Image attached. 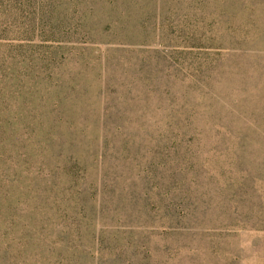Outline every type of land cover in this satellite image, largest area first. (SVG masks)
Wrapping results in <instances>:
<instances>
[{"label":"rangeland","instance_id":"rangeland-1","mask_svg":"<svg viewBox=\"0 0 264 264\" xmlns=\"http://www.w3.org/2000/svg\"><path fill=\"white\" fill-rule=\"evenodd\" d=\"M0 136L6 264H264V0H0Z\"/></svg>","mask_w":264,"mask_h":264},{"label":"trees","instance_id":"trees-1","mask_svg":"<svg viewBox=\"0 0 264 264\" xmlns=\"http://www.w3.org/2000/svg\"><path fill=\"white\" fill-rule=\"evenodd\" d=\"M0 137V143H4L6 140L3 136ZM2 146L5 147L6 145L2 144L0 147V151L2 149ZM3 156L4 153L0 152L1 162L3 160ZM53 195L54 194H50L49 197H46L45 204L40 207V210L37 209V214L39 212L40 215L37 216V218L34 220V227H32L30 224H24L23 222H19L20 218L16 216V214H4L2 210L0 211V264L10 263L13 258L20 257L26 254L29 241L34 235H38L39 244L44 241L43 239H45V241H48L47 236L49 235V230H46V222L49 223L55 218H53L52 215H45V208L43 207L45 205L48 206L50 204L59 206V200ZM66 205L69 206V204ZM68 214L69 213H64V216ZM73 215L75 216V214ZM75 218L76 217H74L72 221L75 220ZM26 225H28L29 228ZM74 229L80 230L79 226H77L75 222H71L70 224L64 222L63 229L61 228L60 233L64 235H70V237L72 236V238L75 239L76 237H79L82 233L79 234V232H74ZM19 233L21 234L19 235ZM29 233H31V235H29Z\"/></svg>","mask_w":264,"mask_h":264}]
</instances>
